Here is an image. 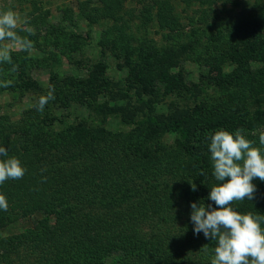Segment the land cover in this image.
<instances>
[{"label": "trees", "instance_id": "trees-1", "mask_svg": "<svg viewBox=\"0 0 264 264\" xmlns=\"http://www.w3.org/2000/svg\"><path fill=\"white\" fill-rule=\"evenodd\" d=\"M221 1L85 0L79 8L90 25L113 22L114 40L128 47L126 32L133 20L140 21L142 27L154 23L172 32L180 27L174 4L211 9ZM129 3L139 10L126 9ZM46 18L47 13H39L29 20L37 27ZM234 29L236 40L218 54L221 62L234 66L237 77L221 74L220 78L227 83H232L231 79L246 81L240 95L230 94L227 102L197 105L190 112H175L167 118L158 115L145 99L154 94L153 80L159 76L171 93L180 88L182 76L170 72L175 54L164 51L151 61L156 52L146 47L138 64H128L124 87L119 90L122 97L139 105L136 112H141L142 118L138 121L121 107L93 101L99 94L96 85L108 84L103 76L108 67L105 59L92 66L86 80L66 81L67 88L73 87L96 114H121L132 125L126 134L90 128L86 121L56 133L51 123L43 125L47 120L37 121L38 112L26 113L16 121L0 114V147L26 169L22 179L0 185V194L8 202V210H0V231L36 212L43 216L23 233L0 235V264L207 263V258L201 259L207 238L196 237L182 219L186 214L178 206L185 185L177 178L184 173L182 178L195 183L202 201L216 208L209 199L216 186L209 151L211 136L221 129L233 135L242 129V135L264 154L259 141L264 113H251L247 104L252 99L264 101V13L241 20ZM218 36L210 40H221ZM253 62L260 64L254 71ZM13 85H1L0 93L36 88L32 81ZM166 134L175 135L173 149L162 144ZM252 183L256 186L254 198L233 201L230 207L240 214L264 216V181L255 178ZM261 227L264 229V222Z\"/></svg>", "mask_w": 264, "mask_h": 264}, {"label": "rangeland", "instance_id": "rangeland-1", "mask_svg": "<svg viewBox=\"0 0 264 264\" xmlns=\"http://www.w3.org/2000/svg\"><path fill=\"white\" fill-rule=\"evenodd\" d=\"M85 0H0V13L12 10L18 17L17 34L27 37L33 42L30 52L12 48L10 51L11 63H0V86L11 81L9 86L32 81L36 88L25 91H4L0 93V114L8 115L12 121L20 119L26 113L38 112L37 121L43 125H50L51 130L61 133L81 121H86L90 128H104L115 134H126L132 125L125 121L121 114L99 115L87 105V100L79 97L72 87L67 88L69 79H87L92 66L105 59L107 69L104 78L108 84H97L98 95L93 97L97 105L121 107L124 112L134 114L136 121L142 118L141 112H136L139 105L134 99L129 100L121 96L124 87L123 79L128 73V64L131 67L138 64L144 57L143 52L151 48L153 53L151 61L157 59L158 54L164 51L175 54L171 73L181 74L182 84L179 89L168 93L165 83L159 76L152 82V96H145L162 117H170L173 113H187L197 105H215L228 101L231 94L242 92L246 79H231L232 83L221 81L220 75L235 74L234 66L221 62L218 50L223 51L236 40L234 26L247 18L262 17L264 0H222L211 9L208 6L176 3L175 11L179 18L180 27L176 31L159 29L154 23L142 27L140 21L133 20L127 30L129 46L120 45L114 40L112 33L113 22L101 21L90 25L83 19L79 4ZM139 10V6L129 3L126 9ZM40 9V11H39ZM47 13L46 22L35 27L29 20L30 16ZM27 21V23H25ZM32 29L30 34L27 29ZM219 35L221 40L211 41L212 37ZM11 44L10 41H0V47ZM193 44V45H192ZM147 47V48H146ZM184 47V52L182 48ZM219 56V57H218ZM15 66L16 70L12 71ZM252 70L260 64L252 63ZM9 70L7 73L6 71ZM5 70V71H4ZM55 77V79H53ZM248 84V83H247ZM54 88V100H50L44 110L38 111L37 105L41 96H46ZM133 92V91H132ZM89 102V101H88ZM248 108L251 113L263 114L264 101L252 99ZM46 114L47 118H43ZM42 119V120H41ZM162 144L174 148L175 135L166 134L162 137ZM172 148V149H173ZM182 175L177 182H182L185 192L179 207L180 212L186 216L182 219L194 231L191 221V204L198 206L202 199L192 190L191 180H185ZM228 178H226L227 180ZM184 180V181H183ZM218 185L219 182L213 180ZM42 214L34 213L28 218L14 222L0 231L2 237L23 233L32 229L42 219ZM203 236V233L196 234ZM203 238V237H202ZM202 260L210 264L214 257L217 241L206 240ZM207 258V259H206Z\"/></svg>", "mask_w": 264, "mask_h": 264}, {"label": "clouds", "instance_id": "clouds-1", "mask_svg": "<svg viewBox=\"0 0 264 264\" xmlns=\"http://www.w3.org/2000/svg\"><path fill=\"white\" fill-rule=\"evenodd\" d=\"M17 26L18 17L14 11L0 13V41L11 42L0 47V63H11L12 48L27 52L33 48L31 40L17 34ZM27 31L32 34L31 28ZM15 70L14 66L12 71ZM10 84L11 81H6L3 86ZM54 99L52 88L46 96L39 98L37 110L42 112L45 105ZM242 132V129H237L233 135L221 129L211 136L209 151L213 175L216 181L224 182L213 186L209 193V199L217 207L202 203L198 206L195 202L191 204L194 233L203 232L205 238L217 241L211 264H264V229L261 227L264 216L240 214L230 207L233 201L254 198L256 186L252 183L253 179L264 181V154ZM259 141L264 145V132L260 133ZM0 157H7L0 159V185L7 180L24 177L26 169L18 158L8 156L6 148L0 147ZM191 186L195 191V183H191ZM0 210H8V202L3 194H0Z\"/></svg>", "mask_w": 264, "mask_h": 264}]
</instances>
